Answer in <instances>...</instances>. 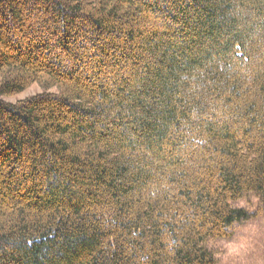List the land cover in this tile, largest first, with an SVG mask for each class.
Wrapping results in <instances>:
<instances>
[{
	"label": "trees",
	"instance_id": "1",
	"mask_svg": "<svg viewBox=\"0 0 264 264\" xmlns=\"http://www.w3.org/2000/svg\"><path fill=\"white\" fill-rule=\"evenodd\" d=\"M262 213L264 0H0V264H217Z\"/></svg>",
	"mask_w": 264,
	"mask_h": 264
},
{
	"label": "rangeland",
	"instance_id": "2",
	"mask_svg": "<svg viewBox=\"0 0 264 264\" xmlns=\"http://www.w3.org/2000/svg\"><path fill=\"white\" fill-rule=\"evenodd\" d=\"M37 92H40V89L34 85L23 93L5 100L14 102ZM256 203V200L250 197L235 205L251 209ZM233 233L229 241L220 243L217 264H264V214L235 225Z\"/></svg>",
	"mask_w": 264,
	"mask_h": 264
}]
</instances>
